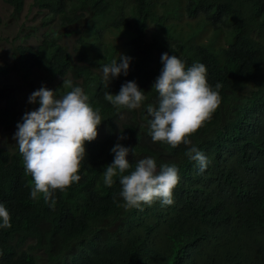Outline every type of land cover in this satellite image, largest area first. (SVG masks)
<instances>
[{
  "label": "trees",
  "instance_id": "obj_1",
  "mask_svg": "<svg viewBox=\"0 0 264 264\" xmlns=\"http://www.w3.org/2000/svg\"><path fill=\"white\" fill-rule=\"evenodd\" d=\"M8 1L19 14L23 0ZM32 6L39 21L18 36L32 41L12 46L17 69L0 66V79L16 71L29 83L33 72L41 71L44 83L56 82V98L71 91L68 82L81 87L109 129L85 142L81 179L53 192L54 204L43 194L31 197L34 182L18 144L14 150L0 146V204L12 225L0 227V264H38L35 248L46 253V264H264V0H33ZM185 14L201 30L176 31ZM169 19L175 27L164 35L149 29L163 33ZM72 35L70 50L61 40ZM165 52L186 68L204 64L221 103L189 137L190 145L173 148L158 141L152 149L154 143L142 145V138L152 140L147 108L157 106L159 96L151 94L155 88L144 91V84L153 87ZM121 54L132 58L129 73L111 78L114 86H108L94 70L120 63ZM126 80L137 83L145 100L139 111H125L134 126L114 131L124 107L112 105L105 93L118 94L121 87L115 85ZM18 121L15 99L9 98L0 107V127ZM121 134L126 139L120 140ZM117 143L150 155L157 171L161 165L177 167L173 204L125 207L120 177L135 170V156L126 157L129 169L114 177L111 187L104 183ZM192 146L209 160L203 172L189 158ZM29 239L34 246L26 245Z\"/></svg>",
  "mask_w": 264,
  "mask_h": 264
},
{
  "label": "clouds",
  "instance_id": "obj_2",
  "mask_svg": "<svg viewBox=\"0 0 264 264\" xmlns=\"http://www.w3.org/2000/svg\"><path fill=\"white\" fill-rule=\"evenodd\" d=\"M161 11V9L157 10L160 14L163 13ZM183 18H185V22H182ZM187 19L190 22L187 23ZM170 23V19L165 22L163 33H160L156 27L152 30V25L149 29L164 35L167 28L175 27ZM195 23L194 19L185 14L176 21L177 26L183 32L177 30L176 27L175 29L181 33H192L193 31H190L189 27L193 28ZM19 38L21 39V37ZM22 41L31 43L32 40ZM157 56L159 55L157 54ZM131 59V57L121 54L120 63L113 60L111 64L103 65L102 68L98 67L94 72L102 77L106 85L114 86L111 78L121 74L127 76ZM161 63L163 67L153 87H149L148 83L144 84V91L150 92L155 88L157 93L151 92V94L159 96L158 105L155 107L149 105L147 108L153 118L150 125L153 141L149 140V136L146 137V140H149L150 143L166 142L173 148L180 144L190 145L189 137L211 120L213 113L219 107L220 94L209 85L206 78L207 68L204 64L195 63L186 68L185 63L178 56H170L167 52L162 54ZM36 71L38 70L33 72L29 83L19 80L16 85H13L8 81L9 85L5 90L8 95L0 107L2 108L9 98L15 99V109L19 121L8 129L0 127V130L6 133L5 138L0 141V146L3 145L5 149L13 148L14 150L16 142L19 152L23 156L26 172L33 178L31 197L36 198L38 194H43L45 199H53V192L64 191L81 179L78 173L81 162L85 160V142L104 137L108 134L109 126L102 123L101 116L90 106L89 98L81 87H73L68 82L71 91L61 98H56L52 91L56 82L44 83L43 73L38 71L42 73V76L35 75ZM5 84L7 83L5 82ZM115 86L121 87L118 94L105 93V99L112 105L124 107V112L120 113L118 119L113 121L114 131L124 129L125 125L134 126V120L127 121L128 115L125 111H129L128 109L139 111L141 102L145 100L144 92L139 89L135 81L126 80L123 84ZM220 87V84L215 85L216 89ZM22 89L27 92L29 103L38 105L39 108L28 112H22L19 109L17 94ZM123 114H125V119L120 123ZM138 121L142 126L143 121L140 119ZM99 125L106 126L105 134L100 135L97 132ZM119 139L123 140L126 137L121 134ZM143 144L149 145L145 141H142ZM154 148L155 143L152 149ZM111 152L114 154V160L110 165H107L104 172V183L109 187L113 185L114 177L129 169L130 164L126 157L130 153L131 156H139L132 152V148L125 147L120 143L115 144ZM148 157L138 162L133 159L137 162L135 170L120 177L121 196L125 201L126 208L143 210L142 204L151 206L155 201H160L163 205H171L174 202L173 189L180 182L177 167L161 165L157 171L156 161L150 158V155ZM189 158L198 164L201 172L209 165L207 157L195 146L189 149ZM0 221H2L0 227L10 228L12 226L9 212L2 204H0ZM29 240L34 243L27 244ZM29 240L26 245L34 246L35 240ZM37 252L42 253L43 261L40 260ZM34 254L38 264H46L47 255L43 249L35 248Z\"/></svg>",
  "mask_w": 264,
  "mask_h": 264
},
{
  "label": "rangeland",
  "instance_id": "obj_3",
  "mask_svg": "<svg viewBox=\"0 0 264 264\" xmlns=\"http://www.w3.org/2000/svg\"><path fill=\"white\" fill-rule=\"evenodd\" d=\"M33 0H23L22 2V10L19 14H16L14 11V5L10 3L8 0H0V66L4 64H8L10 68L17 69V64H15V60L11 58V48L13 45L22 44L23 41L18 36H20V32H25L28 29L32 28L29 26H33L34 24H37L39 21L38 16V8L35 6H32ZM162 12V11H161ZM182 22H185V18H183ZM181 22V23H182ZM190 22L187 19V23ZM194 22V21H193ZM152 30L155 29V26H152ZM190 31L196 32L197 30H201L198 28L196 23L193 25V28L189 27ZM75 40V35L70 36L69 38L64 37L62 38V43L68 48L72 49L73 42ZM16 71H11V73L8 76V79L3 78L2 81H0V89L3 88V85L5 82L13 83V85H16L18 81L20 80L19 77L15 75ZM41 72L36 71L35 75H41ZM35 88V84H34ZM8 95V92L4 93L3 95L0 93L1 102L6 98ZM17 100H18V107L22 112H28L35 110L39 108L38 105L35 106V104L29 103V96L27 95V92L22 89L17 94ZM125 119V114H123L120 118V123L123 122ZM118 124V122H117ZM107 131L105 125H99L97 127V132L100 135L105 134ZM6 136V133L4 131L0 130V141L4 139ZM146 140V136L142 139V141ZM151 140V139H149ZM144 158H149L148 155H139L135 156L133 159L137 162L139 160H142ZM34 242L32 240H29L27 244H33ZM37 254L40 257V260L43 261V256L41 252H37Z\"/></svg>",
  "mask_w": 264,
  "mask_h": 264
}]
</instances>
